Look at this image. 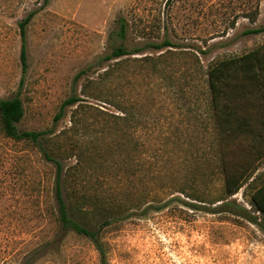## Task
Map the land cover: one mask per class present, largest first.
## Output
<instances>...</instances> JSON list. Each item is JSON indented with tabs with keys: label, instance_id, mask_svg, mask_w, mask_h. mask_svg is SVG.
Returning <instances> with one entry per match:
<instances>
[{
	"label": "rangeland",
	"instance_id": "1",
	"mask_svg": "<svg viewBox=\"0 0 264 264\" xmlns=\"http://www.w3.org/2000/svg\"><path fill=\"white\" fill-rule=\"evenodd\" d=\"M42 5L43 0H0V98L22 99L20 130H54L46 147L66 170L83 155L87 172L75 179L76 189L124 207L142 199L164 205L175 196L191 201L181 189L220 199L224 181L207 71L264 45V33H247L264 27V0H50ZM35 11L26 32L24 72L19 25ZM120 19L128 24L125 39L119 35ZM165 37L173 47L149 46ZM121 46L144 50L119 66L104 62ZM113 66L112 80L102 77ZM88 68L91 72L77 80ZM73 95L102 112L80 108L76 113V106L69 107L55 121ZM104 101H120L124 112ZM97 158L102 164L94 171L87 162ZM55 177L56 167L37 148L0 130V248L7 250L0 252V264H21L53 237ZM263 182L264 161L250 186L233 199L251 210V194ZM134 213L104 231L110 264H264L261 216L258 226L180 202L145 217L142 210ZM61 234L58 247L34 264H101L89 239Z\"/></svg>",
	"mask_w": 264,
	"mask_h": 264
},
{
	"label": "trees",
	"instance_id": "2",
	"mask_svg": "<svg viewBox=\"0 0 264 264\" xmlns=\"http://www.w3.org/2000/svg\"><path fill=\"white\" fill-rule=\"evenodd\" d=\"M49 2L50 0H43L41 8L47 7ZM36 14L37 11L30 13L19 25L22 39L21 61L24 72L28 68L27 27ZM119 22V35L125 39L128 24L122 19ZM247 33H264V27L249 30ZM149 46L156 50H162L173 47V43L165 37L162 43H151ZM143 50H128L121 46L114 49L111 55L104 59V62L115 61L114 65L119 66L125 58L140 54ZM91 69L81 71L76 79L88 75ZM114 71L115 67L112 70L108 68L103 72L102 77L111 81ZM207 77L220 153L224 195L220 199L210 200L205 195L198 194L196 190L181 189L178 192L191 201L175 196L164 205H154L147 199H142L139 203L131 204V207L129 205L124 207L115 199H110L99 193L77 190L74 182L78 181L75 179L87 172L83 155L80 153L77 164L69 167L72 169L66 170L63 162L46 147V141L53 136L54 130H20L18 125L25 117L22 99L19 95L7 99L0 98V130L3 134L14 141L32 144L46 162L52 163L56 167L53 187L56 209L49 216L55 221L57 229L51 239L31 250L21 264H34L40 256L50 254L58 247V238H62L61 233L68 232L89 239L99 253L101 264H110L103 240L104 231L135 215L134 211L142 210V216L145 217L148 213L164 210L171 202H180L192 210L208 214H230L252 224L260 225L258 216L264 218V182L251 194V210L239 204L233 197L240 193L244 187L250 186L249 182L264 161V45L242 56L218 61L208 68ZM21 83L24 84V80ZM85 94L90 97L86 91ZM104 102L112 104L118 111L124 112V109L120 107V101ZM75 106L77 107L76 113L80 108L81 110L90 109L102 112L98 107L87 104L86 100L80 96L73 95L63 102L55 121H59L65 116L67 108ZM76 116L74 115V117ZM114 118L117 121L124 120L120 115H114ZM73 124L77 126V118L74 119ZM98 160L100 158L87 162V164L97 171L102 164ZM102 166L107 168L104 163ZM74 170L79 174H72L71 172ZM217 203L220 204L216 205ZM44 214L45 211L41 212L38 217H43ZM58 225L61 230L60 236H58ZM1 251L5 254L7 252L4 248H0Z\"/></svg>",
	"mask_w": 264,
	"mask_h": 264
}]
</instances>
